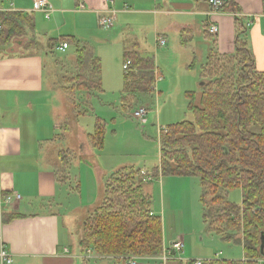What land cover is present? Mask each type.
Instances as JSON below:
<instances>
[{
    "label": "trees",
    "instance_id": "1",
    "mask_svg": "<svg viewBox=\"0 0 264 264\" xmlns=\"http://www.w3.org/2000/svg\"><path fill=\"white\" fill-rule=\"evenodd\" d=\"M222 1L219 12L236 16L235 49L229 54L209 51L201 70L204 81L198 102L194 91L186 92L193 120L159 130V164L148 174L152 179L159 174L198 176L202 217L209 230L225 240L242 243L244 260L220 259L203 264H256L264 257V249L263 254L260 252V236L264 234V73L257 70L242 37L246 26L236 15L239 9L235 0ZM34 18L33 12L0 8V48L12 41L22 43V37L27 39L21 44L23 49L35 48L38 41ZM204 33H209L208 24ZM61 43L75 46L74 57L66 61L74 75H63L60 86L71 103L76 93L84 96L83 101L101 93V63L92 46L74 36H64L49 38L46 52H53ZM127 59L131 67L124 71L122 93L123 101L131 103L138 101L140 93H152L155 67L152 57L137 51H124L123 60ZM74 106L77 109L76 102ZM100 121L98 118L93 131L87 134L98 150L103 147L105 133ZM59 155L61 164L56 175L63 184L69 180L73 153L62 150ZM141 171L124 167L107 176L100 204L82 223L83 251L91 248L98 256L125 259L130 255L153 257L162 252L161 217L152 211L150 197L142 190L148 181ZM235 188L240 190V202L228 198Z\"/></svg>",
    "mask_w": 264,
    "mask_h": 264
},
{
    "label": "rangeland",
    "instance_id": "2",
    "mask_svg": "<svg viewBox=\"0 0 264 264\" xmlns=\"http://www.w3.org/2000/svg\"><path fill=\"white\" fill-rule=\"evenodd\" d=\"M20 1L25 2L26 0ZM60 1L62 2V0ZM4 4L10 7L12 2L4 1ZM34 17V35L38 41L37 46L30 50L23 49L21 44L27 39L22 37V43L18 44L17 41H12L4 49L0 48V60L10 58L12 54L31 53L35 50V53L40 52L43 56L44 90L40 96L33 99L29 97L28 102L34 109V112L29 113V116L31 114L35 118L36 133L45 139H47V134L41 130L38 131V128L57 126L58 129L54 133H49L52 136L50 141L43 140L41 142V155L45 157L44 154L48 153L53 159L52 161L59 167L61 163L58 159L60 157L56 156L57 152L67 147L74 153V156H71V163L74 165L76 158L80 157L82 151L85 152V149L80 147L82 135L79 132V125H84L88 131L92 132L96 117H99L100 125L105 128L103 151L94 150L95 154L85 158L84 162L80 164L81 172L84 168H88L96 177L100 178L98 192L93 203L82 205L74 192L73 198L75 199L69 209L63 208L66 206L65 204L60 210L59 206L55 205L51 207L34 206L33 208L36 211H46L50 208L57 210L62 224V232L67 233L69 248L72 252H77L75 254L77 256L80 252L78 241L82 223L90 211L97 207L102 200L105 176L124 167H134L150 172L159 164V130L175 122L193 120V114L187 108L186 92L194 91L196 102H198L202 88L201 82L204 81L201 77V70L205 58H201L200 52L196 53L193 58V55H190L187 50L176 45L172 37H169L170 43L166 48L157 46L152 36L154 33L152 16L145 19L142 17L125 20L126 16L124 15L122 20L119 22L116 20L109 29L99 27L96 19V26L91 25L87 29H80L76 26L73 30V25H71L73 15H71L65 20L67 21L66 25L62 19V31L55 29L53 33L49 31L50 28H53L52 26L55 28L53 20L44 18L43 14L38 11H34ZM139 20L146 21L144 22L146 25L142 27L129 25L130 22ZM48 24L50 26H47ZM64 36H74L87 41L92 46L95 55L100 58L102 92L91 95L89 100L84 99L86 102L83 101L84 96L76 93L72 98V104L69 96L60 87L63 75L67 77L74 75L69 64H66L69 62L66 61H71L74 57L75 46L71 44L63 52L57 49H54L53 52H46V43L49 38L58 39ZM134 37L138 42L143 41L140 54L153 59L155 80L152 93H140L137 95V102L129 103L123 101L122 93L123 48L126 44L134 43ZM204 41L205 37L202 36L198 37L195 43V47L201 52L200 48H207V42H209L208 40L205 41L206 43ZM10 49L14 51H8ZM62 64H64V68ZM83 95L85 94L83 93ZM74 102H76L77 109H75ZM24 104L23 100L20 104L21 109L25 108ZM141 106L147 108L144 122L132 116L134 110ZM78 108L83 109V113ZM13 110L15 111L17 108ZM21 115L19 114V116ZM105 166H110L111 169H106ZM97 168H101L102 171L104 168L105 171L103 174H99ZM78 169L80 171V168ZM73 172L77 173V168L72 170V174ZM142 190L150 197L153 212L161 217L162 228L166 235L164 243L171 244L173 241L168 243V240H171L170 238L176 234L182 236L183 251L178 252L177 255H181L184 251L195 254V256L197 254L214 255L216 252H221L220 258L238 260L243 258L241 242L223 239L216 232L209 230L207 223L204 222L202 217L204 206L200 201L202 189L198 176L160 175L151 181L144 182ZM64 196L66 195L61 194L60 200ZM228 198L231 201L240 202V190L237 188L230 190ZM237 236L241 237V234L238 233ZM92 255L86 258L79 255L78 264H123L119 259L96 258ZM131 257L136 259L138 264H162L158 259L145 260L135 255H131Z\"/></svg>",
    "mask_w": 264,
    "mask_h": 264
},
{
    "label": "crops",
    "instance_id": "3",
    "mask_svg": "<svg viewBox=\"0 0 264 264\" xmlns=\"http://www.w3.org/2000/svg\"><path fill=\"white\" fill-rule=\"evenodd\" d=\"M0 2L2 9L34 13L33 0H26L25 2L10 0L12 2L10 7L4 4V0H0ZM49 2L54 12L53 15L51 14L52 16L50 15L49 20H53L55 25V28L54 26L50 28L51 33L55 29L62 31V19L66 25L67 21L65 20L71 15H73V22H71L73 30L76 26L80 29H87L91 25L96 26V19L100 14L115 10L117 22L122 20L124 15L126 16L125 20L142 17L145 19L152 16L154 41L158 35H162L167 41L163 47L166 48L170 43L169 37H172L175 44L187 50L190 55H193V58L196 53L200 52L201 58H205L202 67L207 62L210 50H216L218 54H229L235 49L236 16L231 12L209 14L208 0H62V2L49 0ZM235 2L239 9L236 15L240 17V23L246 26L242 37L247 43L257 70L264 73V12L262 1L235 0ZM80 3L84 5V9H77ZM142 20L130 22L129 25L145 26L146 23L144 24V22L146 21L142 22ZM211 21L218 25L216 35L204 33L206 24ZM72 33L75 34V32ZM202 36L205 37V41L208 40L209 42H207V48H200L201 52L195 47V43L197 38ZM142 44L143 41L138 42L135 39L134 43L124 45L123 52L129 50L137 51L140 54L143 48ZM8 51L13 52L14 50ZM35 51L12 54V57L0 60V234L13 256L12 264H78L79 255L86 258L93 253L92 257L115 258L125 264L126 259L122 257L98 256L91 248L83 251L80 246L81 235L78 241L80 252L76 256L77 252H72L69 248L67 233L62 232V224L57 210L50 208L46 211H36L33 209L34 206L51 207L55 205L59 206L60 210L64 204L66 206L63 208L69 209L75 199L73 198L74 192H76L79 203L82 205L92 204L98 192V180L100 179L88 168H84L81 172L80 164L84 162L85 158L94 155V150L98 151L88 140L87 134L90 131L84 125H79V132L82 135L80 147L85 149V152L82 151L80 157L77 156L74 165L71 163L72 161L70 162L68 182L63 184L58 182L56 171L60 166H56L48 153L44 154L45 157L41 155V142L43 140L50 141L52 136L49 133H54L58 127L38 128V131L41 130L47 134V139H45L36 133L35 118L31 114L29 116V113L34 112L32 104L28 102L29 97L33 99L40 96L44 90L42 78L44 60L41 53H35ZM23 100L25 101V108L21 109L20 104ZM15 108L17 110L14 111ZM19 114L22 115L19 116ZM98 118L96 117V119ZM62 150L70 149L66 147ZM100 150L103 151V147ZM59 153L60 151L57 152V157H60ZM58 159L60 161V158ZM105 167L111 169L110 166ZM74 168H77V173L73 172L72 174ZM97 170L99 174H103L105 171L104 168L103 171L101 168H97ZM140 170L146 174L150 173L147 170ZM105 177L107 178V176ZM15 193L20 195L19 199L13 198L8 203L4 202L5 196ZM61 194L66 195L61 199L62 201L60 200ZM162 234V252L158 256H140V258L145 260L158 259L162 264H187V260L190 259H211L215 258L217 253L221 254V252H216L214 255L197 254L195 256V254L184 251L181 255H177V252L174 253L166 262L162 261L165 250L170 246V244L164 243L166 235L163 228ZM181 237V235L176 234L170 238L171 240H168V243L182 239ZM244 259L243 255V258L239 260Z\"/></svg>",
    "mask_w": 264,
    "mask_h": 264
},
{
    "label": "built area",
    "instance_id": "4",
    "mask_svg": "<svg viewBox=\"0 0 264 264\" xmlns=\"http://www.w3.org/2000/svg\"><path fill=\"white\" fill-rule=\"evenodd\" d=\"M4 1H10V0H4ZM223 1L222 0H208V5H209V14L212 13H217L219 12V8L221 7ZM83 4H79L78 9H84ZM33 10L41 12L44 16V18H49L51 13L53 12V7L50 4L49 0H33ZM116 11L115 10H109L105 14H100L97 18V22L99 27L103 29H109L113 26L115 20H116ZM248 25V24H246ZM208 32L210 35H216L218 33V25L211 21L208 23ZM156 43L157 46L159 47H164L166 45V40L162 35H158L156 37ZM68 48V45L66 43H61L58 47V51H65V49ZM131 67V62L130 60H125L122 63V69L124 71L128 70ZM157 77L159 75L156 73ZM147 113V108L145 106H141L134 110L132 113V116L135 117L136 119H139L141 122H144L145 115ZM141 174L144 176L145 181H151L153 180L152 177L149 174H146L144 171H141ZM19 199L20 195L19 194H13V195H8L4 197V202L8 203L12 199ZM183 240L182 239H177L173 241L170 246L165 250V254L162 257V261H167L169 258L174 255V253L181 252L183 250ZM220 253H217L215 258L211 259H190L187 260V264H203L205 262H210L212 260H220L219 258ZM13 263V256L11 252L8 250L5 242L2 239V236L0 234V264H12ZM125 264H138L136 259L132 257H127ZM256 264H264V257L261 259L257 260Z\"/></svg>",
    "mask_w": 264,
    "mask_h": 264
},
{
    "label": "water",
    "instance_id": "5",
    "mask_svg": "<svg viewBox=\"0 0 264 264\" xmlns=\"http://www.w3.org/2000/svg\"><path fill=\"white\" fill-rule=\"evenodd\" d=\"M260 240H261V243H260V252L263 254V249H264V234L263 233L260 236Z\"/></svg>",
    "mask_w": 264,
    "mask_h": 264
}]
</instances>
